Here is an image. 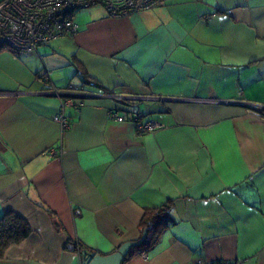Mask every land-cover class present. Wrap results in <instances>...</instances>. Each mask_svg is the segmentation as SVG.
I'll return each mask as SVG.
<instances>
[{
  "label": "crops",
  "instance_id": "1",
  "mask_svg": "<svg viewBox=\"0 0 264 264\" xmlns=\"http://www.w3.org/2000/svg\"><path fill=\"white\" fill-rule=\"evenodd\" d=\"M101 7L35 52L0 50V217L30 229L0 264H89L165 205L155 247L123 264H264V111L243 106L264 107V0ZM52 89L89 97L62 113ZM134 112L162 127L138 134Z\"/></svg>",
  "mask_w": 264,
  "mask_h": 264
},
{
  "label": "built area",
  "instance_id": "2",
  "mask_svg": "<svg viewBox=\"0 0 264 264\" xmlns=\"http://www.w3.org/2000/svg\"><path fill=\"white\" fill-rule=\"evenodd\" d=\"M159 4L160 0H0V47L12 53L35 52L39 46L75 34L76 13L94 5L102 6L108 16L123 17L153 9ZM51 93L59 99L62 113L65 107L73 105L72 99L58 97L68 91L52 89ZM108 117L120 123L125 120L124 116L114 111H109ZM130 120L138 134L150 133L162 127L158 123H142V116L137 112L131 115ZM54 121L59 122L63 130L69 126L63 115L55 117ZM58 153L51 150L49 154L56 156ZM74 214L80 215V211L75 210ZM68 248L75 250L73 245ZM195 264L208 263L197 261Z\"/></svg>",
  "mask_w": 264,
  "mask_h": 264
},
{
  "label": "trees",
  "instance_id": "3",
  "mask_svg": "<svg viewBox=\"0 0 264 264\" xmlns=\"http://www.w3.org/2000/svg\"><path fill=\"white\" fill-rule=\"evenodd\" d=\"M4 48L0 47V50ZM16 54V53H15ZM83 82L90 83L86 75L82 74ZM172 222L170 207L168 205L146 210L141 222V236L147 231V236L142 245L136 251H149L155 247L162 231ZM30 233L27 224L18 216L7 213L0 217V259L5 250L11 244H16L26 239ZM140 239V238H139ZM138 239V240H139ZM75 248V247H74ZM132 250L129 255L133 252ZM128 255V256H129ZM221 264V263H219Z\"/></svg>",
  "mask_w": 264,
  "mask_h": 264
},
{
  "label": "water",
  "instance_id": "4",
  "mask_svg": "<svg viewBox=\"0 0 264 264\" xmlns=\"http://www.w3.org/2000/svg\"><path fill=\"white\" fill-rule=\"evenodd\" d=\"M49 95L57 98V96L54 93H49ZM58 97L84 99L89 96L81 95V94L61 93ZM243 106H247L248 108L255 111H264V107L248 106L247 104H244ZM146 236H147V231L145 230L138 241L124 243L119 247V249L116 252L108 256H101V255L90 256L89 264H123L126 258L128 257L129 253L132 250L138 249L142 245Z\"/></svg>",
  "mask_w": 264,
  "mask_h": 264
},
{
  "label": "rangeland",
  "instance_id": "5",
  "mask_svg": "<svg viewBox=\"0 0 264 264\" xmlns=\"http://www.w3.org/2000/svg\"><path fill=\"white\" fill-rule=\"evenodd\" d=\"M102 8V7H101ZM102 9H104V8H102ZM105 10V9H104Z\"/></svg>",
  "mask_w": 264,
  "mask_h": 264
}]
</instances>
